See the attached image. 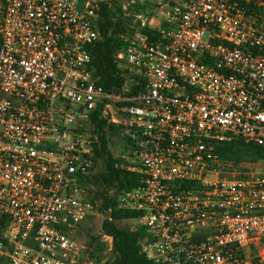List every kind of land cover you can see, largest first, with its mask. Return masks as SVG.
<instances>
[{
    "label": "built area",
    "instance_id": "built-area-1",
    "mask_svg": "<svg viewBox=\"0 0 264 264\" xmlns=\"http://www.w3.org/2000/svg\"><path fill=\"white\" fill-rule=\"evenodd\" d=\"M148 2L120 5L125 82L106 88L89 51L100 1L0 0V264H91L73 231L102 200L94 114L130 131L120 166L142 178L118 207L149 259L264 264V172L216 153L264 147V0Z\"/></svg>",
    "mask_w": 264,
    "mask_h": 264
},
{
    "label": "trees",
    "instance_id": "trees-1",
    "mask_svg": "<svg viewBox=\"0 0 264 264\" xmlns=\"http://www.w3.org/2000/svg\"><path fill=\"white\" fill-rule=\"evenodd\" d=\"M98 25L102 32V38L89 46L92 54L93 65L97 73L101 76V83L106 88L121 86L125 78L118 75V67L115 60L116 53L123 49L125 42L119 37V33L126 31L124 11L120 5L113 1L100 2ZM153 32L149 28L144 29ZM136 90H132L131 94ZM93 121L97 123L100 132V140L95 144V158L102 160L103 172L99 176H94L100 188L108 191L114 188L116 193L125 189H131L140 183L142 175L138 172L130 171L120 166L123 158L114 157L107 147L106 121L100 119L97 114L93 115ZM117 131L115 125H110V130ZM216 153L225 161L237 166L243 162H256L264 160V147L247 143L242 139L226 141L216 146ZM100 208L107 211L108 215L103 220L102 229L106 234L113 237V249L116 254L112 264H161L149 259L141 249L140 239L146 231L140 225L134 229L130 224L120 225L122 221L135 220L138 216L136 212L123 210L118 207V199L107 197L100 192ZM6 222V218H0V232Z\"/></svg>",
    "mask_w": 264,
    "mask_h": 264
},
{
    "label": "rangeland",
    "instance_id": "rangeland-1",
    "mask_svg": "<svg viewBox=\"0 0 264 264\" xmlns=\"http://www.w3.org/2000/svg\"><path fill=\"white\" fill-rule=\"evenodd\" d=\"M104 1V0H97ZM107 1V0H105ZM110 1V0H108ZM115 4L121 5L124 2L130 0H112ZM144 5H147L149 0H142ZM77 111L80 113L79 109ZM84 124L86 126H90V120L84 119L81 115L78 116V120L73 126H80ZM109 131H107L106 139H107V147L110 153L116 158H122L128 154L130 150V131L127 128H123L122 130L114 131L113 128H108V125L105 127ZM103 162L100 159L96 161V167L94 169L93 175L99 176L103 172ZM235 169L241 173H263L264 172V160L256 161V162H243L237 166L227 167L226 170ZM93 180H96V178ZM94 182V181H93ZM96 185L97 182H94ZM98 191L97 194L98 199L101 200L100 192H103L107 197H115L118 195L115 190L104 191L103 188L97 186ZM101 201L98 205L95 213L89 215V217L84 221L81 227L74 229V237L86 248V253L88 257L89 263L91 264H112L115 260L116 254L114 252L113 247H111V240L106 237L105 231L102 229L103 220L108 215L107 211H104L100 208ZM126 223L130 224L132 228L136 229L139 226V223L136 220H130L128 222L122 221L120 225H125Z\"/></svg>",
    "mask_w": 264,
    "mask_h": 264
},
{
    "label": "crops",
    "instance_id": "crops-1",
    "mask_svg": "<svg viewBox=\"0 0 264 264\" xmlns=\"http://www.w3.org/2000/svg\"><path fill=\"white\" fill-rule=\"evenodd\" d=\"M111 1H112V0H111ZM101 2H109V1H108V0H107V1L104 0V1H101Z\"/></svg>",
    "mask_w": 264,
    "mask_h": 264
},
{
    "label": "water",
    "instance_id": "water-1",
    "mask_svg": "<svg viewBox=\"0 0 264 264\" xmlns=\"http://www.w3.org/2000/svg\"><path fill=\"white\" fill-rule=\"evenodd\" d=\"M79 111H82V108H80Z\"/></svg>",
    "mask_w": 264,
    "mask_h": 264
}]
</instances>
